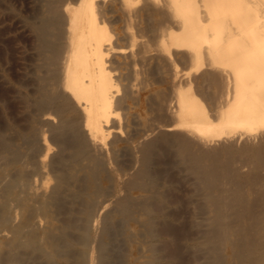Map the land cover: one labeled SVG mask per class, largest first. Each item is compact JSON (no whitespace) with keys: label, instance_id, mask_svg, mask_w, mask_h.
<instances>
[{"label":"rangeland","instance_id":"374dc122","mask_svg":"<svg viewBox=\"0 0 264 264\" xmlns=\"http://www.w3.org/2000/svg\"><path fill=\"white\" fill-rule=\"evenodd\" d=\"M40 1H42V2H40ZM43 1L46 2V0H36V1L35 0H0V158H1V160H0V177L2 175L6 176L5 179L3 180V184L1 183L2 185H0V230L6 231L8 229V231H6V232H9V231H11V229H14V230H12L13 232H15L17 230L19 232H21L20 233L21 237H20V240L18 241V244H19L18 247L19 248H15L13 246L14 242H12V241H14L15 237H13L12 234L9 233L10 237L8 236V238L7 237H4V238L1 237L4 240H1V238H0V244H1L0 245V253L2 252L0 254V258L1 259L4 258L2 260L0 259V264H10L11 258H13L12 256L13 255L16 256L17 254H19L16 257L17 261L19 260L17 262V264H23V263H25V264H37V263L40 264V261H41V264L42 263L47 264L48 262H50L48 264H56V263L57 264H62V263L63 264H85L84 261L86 259V255H87L88 251H90V246H91L90 244H92V242H94V245H93L94 251H98V252H94L95 261H96L95 264H101V263L102 264H104V263L105 264L106 263L107 264H112V263H114V264H149V263H151V264H220V263L221 264H245V262H246V264H264V205L262 202V201H264V199L262 198V197H264V194L262 192V191H264V188L262 187L264 184V181H263L264 180L263 179L264 173L260 172V170H262V168L256 170L252 164H247L251 167V168L249 167V169H248L247 165H243V164L239 165V170H240V168H241V170H240V173H239L240 175L238 178L240 179L243 176L245 178V180H244V178L243 179L241 178L240 180L237 179L238 183L242 182L241 183L242 185L239 183V185H241V186H239L240 187L239 190L241 193L243 192L242 193L243 195L241 194L242 196L238 197L240 200H238L237 197H235V198L229 197L232 199L228 198L227 202H225L226 199L222 202V204H225V205L227 203L228 204L227 206L231 205L232 212L229 211L230 213L228 214L227 208H229L231 210V207L230 206L226 207L225 205H222V207L225 209V213H224V217H223L225 220H223V221H226L227 224L225 222H223V223L228 225V226L231 224L230 227L228 228L231 231L228 230L226 232L227 236L225 234L228 242L227 241L224 243L220 242V245H219V243H217V241H215V240H217L216 237L213 238L214 241H212L213 239L211 241L208 240V238L209 239L211 238L209 236H211L212 233L213 234L215 233V229H214L215 225L213 222L215 219H213V218H215V216H216L215 214H217L216 208L213 205H210L211 204V202L209 203L210 200H207V198L205 196H203L204 192L206 190L205 180L203 181V180L199 179L197 177V174L194 171H191V170H193L191 167V164L188 163L190 166L187 164V162L185 164V160H183L179 155V151H178L179 146H178V143L176 142L177 141L176 133L178 135L179 130L169 132L166 140L161 139L162 140L161 144L160 143L158 144L160 147L156 146L153 149L152 153H154V154H152L153 156L151 155V161H150L149 166L147 167L148 168L147 169V171H148L147 172V174H148L147 179H149V180H147V184L145 185V187L144 188L142 187V189H141L140 186H135L133 184L130 185L132 182L131 180H133L135 177L134 174L135 173L137 174V172L140 171V169H139V168H141L140 166H142V156L140 154L141 152H139V149L141 150L143 148V147L141 148L143 143L140 144V147L136 148L133 145V139H134L133 137L138 136L139 133L144 130L142 128H148L149 124L151 126L152 124H155V123L156 124L157 123H160V124L161 123H164V124L165 123H172L176 120V118L173 117L176 115H173V113H172V114H170V116H171L170 117L168 114L169 99L174 97V95H173L174 93L176 96L174 84L172 83L173 81H171L172 80L171 77H172L173 72H174V69L171 68V66H173V65L170 64V62H168L169 63L168 64L167 62H165L163 60L158 62L159 58L157 59V55L159 56V54L155 53L156 57L153 54L155 52L154 49L157 47V44L152 43V42L156 41V39H157V36H155L156 28H157V21L152 17L149 18L148 15L147 16L142 15V12H143L142 9L144 7L143 6V4H144L143 0H133L131 3H129L128 8L132 12V14L135 12L134 15H138V16L133 17L134 20H128L127 18L124 19V17H126V12H125L126 9L119 6L121 9H123V10H121L117 5L111 4V2H108V1H105L104 4H107V2H108L110 5L107 4L108 5L107 6V5L103 4L104 5L103 6L101 4L98 7L99 10L97 9V12L101 13L100 9L103 7L102 14H105L106 17L100 13H98L97 17H99V19H103L105 21V27L108 26L107 29L109 30L110 34L113 36V41L117 45L119 44V47H122L124 49L126 48L124 53H125V55L126 54L128 55V56L127 55L124 56L123 55L124 53H122V54H118V53L113 54L112 53V55L111 54L107 55V58H106L107 61L109 60L107 63L108 68L112 65V67H110L109 69L112 68L111 72L112 71L113 72L111 75L113 77L114 82L116 81V83H117V85L115 83L116 86L114 89H116V91L120 90V91H117L118 92L117 94H119V95H117L115 93L117 96L115 98L118 99V100L117 99L116 100L118 102L120 101L116 105V107H118V108L115 111H116V114L121 117V119L120 118L118 119V116L115 114V118L117 117L115 120L120 123L119 125L121 127V131H120V134L114 133V134H112L113 136H111L110 141L111 142L114 141L113 143H111L114 147L110 146L108 156H104V157L97 156L96 153H93V151H91L92 155L94 154L95 156H92V162H90L89 164L92 165L93 167L90 166L91 170L89 169L90 170L89 173H88L89 170L87 171L86 168L84 169V171L83 170L80 171V172L83 171L82 175L84 176V178H82V179L85 181H83V186H82V190L83 189L84 190L81 192V188H80V192L77 195L78 197L76 196L74 198L73 197L71 198V196L65 197V195H64L62 197H59V199H58V197L54 198V197H52V194L54 193V189H52L50 192L51 195L50 194L47 195L45 197L46 200L45 199L42 200L41 204H39L38 202H32V203H34L33 207L35 206V204H36V206L39 207L38 208L39 211L36 208V206H35L36 209H34L32 207V205H30L31 204V202H30V204H27L28 207L30 206L29 207L30 211L26 210L27 209V206H26L25 210L27 212L23 210V214L21 216L22 218L19 217V219L16 221L17 223L16 222L12 223L10 218H5V217L9 216V213L7 214L8 211L5 209V208H7L5 201L7 200L6 197L8 198V195L11 192V190L14 188V189H16V191H18L21 198H24V197L27 198L28 194H26V192L24 191L23 185H24V183L28 182V179L31 178V176H32L31 172L32 171L34 173L35 172L37 173L39 171V166L36 164L38 162L37 161L38 160L37 155L40 153L41 148H42L41 147L42 142H41L40 138L42 136L43 129L46 132L47 137L48 138L52 137L54 139V141H56V142L59 141L62 137H64L63 126H58V125H60L59 123H57L58 127L55 126L56 122L43 124L40 121V118H39L40 116L38 114L39 110L41 109L40 107L43 108V106L46 104L45 102H43V98H44V101L47 99L45 92L48 95V91H46V89L48 87V84H47V81L49 80L48 78H50L49 76H47V75H49V73L46 74V72H48V70L41 72L42 69L44 70V68L41 67V65L43 64V62H42L43 58L46 56V53L48 54V53L52 52V50L54 49L53 47H55L56 45L59 44L58 41H60V39H57V38L60 37L61 41L63 43H64V41H66L63 37V33H65L66 27H67L66 19L65 18L63 19L59 13L52 12L53 13L52 14L51 11H48V8H46L47 6H46V4H44ZM41 5H42V7L43 6H45V7L42 8ZM109 6H111V11L105 12L106 8ZM41 10L46 11V12L43 13ZM119 10H120V12L123 11L124 16H123L122 12L121 13L119 12ZM50 13L52 14L53 18H55V19H53L51 15L49 16ZM143 14H145V13L143 12ZM48 17H49V19H48ZM106 18L110 19V21L107 20ZM56 20H58V21H56ZM60 21H62V23H58ZM37 22H38V24H37ZM124 22H126V23H124ZM106 23H108V24H106ZM54 24H55V27L60 26L59 27L60 29L57 28L58 30H56L54 27ZM136 24L138 25V27ZM152 24H154V26ZM130 25H131L132 29L130 28ZM145 25L146 26L149 25V26L146 27ZM155 25H156V28H155ZM133 26H134V28H133ZM120 30H122V31L120 32ZM41 31H43V32H41ZM58 31H59L60 35H58ZM112 31H114V32H112ZM124 31L127 33L124 34L125 33ZM147 31L148 32L153 31V33L149 32V33H151L149 35ZM128 32L133 34V36H132V34H130V35L134 39H131L132 37L129 36ZM143 32H145V33H143ZM61 33H62V35H61ZM152 34H153V36H152ZM48 36L50 38H47ZM64 36H65V34H64ZM154 36L156 38L155 40L153 38ZM62 37L64 40L62 39ZM126 37L128 38V41H127ZM141 37H144V38H141ZM53 38H54V40H53ZM43 39H46V41H45L46 43H44ZM141 39L144 43L141 41ZM47 40L52 41L51 44H50V42L48 44L50 46V50H48L49 46H47V43H48ZM136 40H138V41H136ZM151 40H153V41L150 42ZM54 41L56 44L53 43ZM139 41H140V43H139ZM145 41H148L149 46H146L147 42H145ZM134 43L135 44L138 43V44L135 45ZM151 43L156 47H154V46L150 47L152 45ZM156 43H157V41H156ZM52 44L54 45L53 47L51 46ZM144 47L147 48L146 51H145L146 48L144 50H142ZM153 47H154V49H153ZM148 49L153 50L152 53H151V51L148 52ZM46 50H48V52ZM141 50L143 51V53H145V52H147V53L143 54ZM39 52H41L43 54H41ZM136 52H138V53H136ZM129 53H131V54H129ZM133 53H134L135 57L132 58L130 56H133ZM139 53H141V54H139ZM148 53H150L151 55L153 54V55L151 56ZM38 54H39V56H38ZM115 54H116V56H115ZM135 54H137V55H135ZM180 54L181 53H179L178 58H176L177 62H178V67H179V68L178 67L177 68H178V70L179 69L182 70L180 73L187 72V76L186 75L183 76V81L181 82V85L184 87V89L187 88L191 92L194 91V95L197 98V100L199 101V103L203 107H205L207 110H211L212 105L215 106L214 102L216 99V95H217L216 93L217 92L215 90V86L211 85L208 80H205L204 77H202L203 74L209 72L210 70L207 69L208 71L207 70L205 71V69H204V71L201 70L202 72L201 71L196 72L197 74L194 71L188 73V68H189L188 66L190 65L189 59H188V57H184V58L180 57ZM33 56H34V59H33ZM137 56H139V57H137ZM140 56H144V57H140ZM36 57H39V58L41 57L40 61L42 64L40 63V61L36 60L37 59ZM118 57H120V58L115 59ZM129 57H130V60H132V61H130L128 59ZM148 57H150V60ZM151 58H153V59H151ZM127 59H128V61H127ZM134 59H135V61H134ZM117 60L119 61L118 63H117ZM122 60L123 61L125 60V61L123 62ZM129 61L132 62L130 64L133 66L126 64V63H129ZM162 61L164 62V65H163V63H161ZM156 62H157L158 66L155 65ZM119 63H121V65ZM133 63H135V65ZM137 63H139V64H137ZM160 63H161V65H160ZM165 63H167V65H165ZM180 63H182V64H180ZM184 63H185V65H184ZM144 66H146V67H144ZM167 66H169V67H167ZM141 67H144V68H141ZM156 67H158V68H156ZM140 69H141V71L139 72ZM37 71H40V72H38L40 74H37ZM212 71H214V69H211L210 72H212ZM31 73H33V74H31ZM190 73H191V76L189 75ZM164 75L165 76L167 75V76L164 77ZM189 76H190V79H189ZM143 78H145V79H143ZM43 79H44V81H43ZM131 80H133V81L135 80L136 82L135 81L134 82L136 83V85H132ZM39 81H43V82H39ZM188 82H190L191 84H189ZM41 83H44L43 87L41 86L42 88H40ZM183 83H184V85H183ZM127 84L129 87L128 90L126 89ZM139 84H140V86H139ZM44 85H46V86H44ZM168 86H169V88H167ZM36 87H38V88H36ZM118 87H120V88H118ZM124 88H125V90H124ZM39 90H41V91H39ZM36 91L38 94L36 93ZM42 92H44L43 93L44 96L42 95L43 97L40 96L41 95L40 93H42ZM33 93H35V95H33ZM126 97H128L129 99ZM212 97H213V99H212ZM41 98H42V100H41ZM36 100L38 102V105H37ZM174 101H175V97H174ZM32 105H33V107H32ZM122 105H123V107H122ZM173 105L175 106V104H173ZM166 107H167V109H166ZM32 108H34V109H32ZM118 109H119L121 115L119 114ZM175 109H176V106H175ZM36 114H38V115H36ZM134 115H135V118H134ZM172 118L173 119L175 118V119L173 120ZM119 120H121V122ZM147 124H148V126H147ZM38 125H40V126H38ZM46 125H47V127H46ZM138 130H140V132ZM39 131H41V132H39ZM61 131H63V132H61ZM180 132H181V130H180ZM172 133H174V134H172ZM114 136H116V137H114ZM66 137H68V139H70V141H71L70 145H72L74 142H78L76 136L75 135L73 136L68 131H66ZM112 137L115 138V140H113ZM74 138L76 139V141H74ZM172 138H175V139H172ZM81 140L82 139H80L79 142ZM125 140H126V142H125ZM245 142H246L245 140H240L238 142V144L243 145V143H245ZM214 144H213V146H211L212 148H214V147L219 148L220 147L219 145H221L220 142H218L219 145L217 143L215 145ZM237 146L239 147V145H237ZM121 148H124V149H121ZM69 152L74 154L76 152L75 147H73V148L71 147ZM262 154L264 156V149L262 151ZM31 155H32V157H31ZM237 155H239L238 157L240 159L239 158L238 159L240 160L239 163H241V160L243 159L242 155H240V154H237ZM133 156H134V158H133ZM178 157H180V158H178ZM33 158H35L36 160ZM59 158H61V155L56 154L55 160L57 161ZM93 158H95V159L93 160ZM103 158H104V160H103ZM32 159H33V161H32ZM116 159H117V161H116ZM133 159H136L137 161L136 160L134 161ZM236 159H237V156H236ZM98 163H99V165L97 166ZM135 163H138V164H135ZM12 164H14V165L12 166ZM184 165H186V166H184ZM132 166L135 168H132ZM240 166H242V167H240ZM33 167H35V168H33ZM90 167L88 165L87 168H90ZM93 168H94V170H92ZM9 170H11V171H9ZM36 170H38V171H36ZM6 171H8V172H6ZM91 171H93V172H91ZM242 171H243V173H241ZM251 171H252V173H250ZM64 172H65L64 170L61 171V173H64ZM192 172H194V173H192ZM257 172L260 176L262 175L263 177L261 176V179L256 181V182L252 181V177H250V176H253ZM263 172H264V170H263ZM5 173L8 175H6ZM15 173H16V175H15ZM129 173L132 174L131 175L132 177H130ZM192 174L193 175L195 174V175L193 176ZM251 174H253V175H251ZM20 175H22V176H20ZM92 175L95 177V179ZM12 176L13 177L16 176V177L11 178ZM17 177L19 179H17ZM15 178L17 180H19L18 185H17V180ZM246 178H248V181L246 180ZM26 180H27V182H26ZM21 181H23L24 183ZM89 182H90V184L88 185ZM54 183L55 182L52 181V186H54L53 188L58 187V189L56 191L64 189L65 184H63V185L61 184V186H60V185H57V183H55V184ZM93 183H94V185H93ZM201 183H203V184H201ZM251 183H253V184H251ZM261 183H262V185H261ZM15 184H16V186H15ZM19 186H21L20 187L21 189L18 188ZM250 186H252V187H250ZM4 187L7 189V191H5L7 194H5V192H4V190H6ZM90 187H92V188H90ZM247 187H249V188H247ZM86 189H87V191H86ZM21 190L23 192H21ZM259 190H260V192H259ZM90 191H92V192H90ZM248 191H249V194L247 193ZM137 192L139 195L141 193V195L139 196L137 194ZM159 193H160L161 197L163 196V199L161 197H159ZM244 193H245V196H244ZM84 194H86V195L84 196ZM143 195H145V196H143ZM259 195H261L262 197ZM50 196L53 198V200H52V198L51 199L49 198V200L47 199ZM133 196L134 197L136 196V197L134 198ZM149 196H152L151 199L153 201L149 199V201H150L149 203L151 204L150 206L153 205L152 206L153 209L150 208V206H149L148 211L150 210V212L147 213V212L143 211L142 206L145 204V203H143V200H147L146 197L148 198ZM243 196L246 198H244ZM2 197H4L5 199L3 200ZM100 197H101V199H100ZM155 197L157 199H155ZM241 197H243V198H241ZM21 198L19 199V201L23 202L24 200H22ZM96 198L99 200H97ZM127 198H129V199H127ZM140 198L142 200H140ZM102 199H103V201H107L108 205L98 215L99 216L98 221H97V224H98L97 227L98 228H96L97 229L96 230V229L92 228V224L90 222V219H91V215L94 213V211L100 206ZM235 199L238 201L235 202ZM58 200L61 202V204ZM70 200H71V202H70ZM80 200L83 202H80ZM124 200L125 201L128 200V201L126 203H124ZM130 200H132V201H130ZM133 201L135 203H133ZM141 201H142V203H141ZM258 201L259 202L261 201V202L259 203ZM44 202H45L46 206L43 205ZM46 202H47V204H46ZM54 202L58 203V204H54ZM119 202H120V204H119ZM128 202L129 203L132 202V203L129 204ZM137 202H139V203H137ZM144 202H146V201H144ZM203 202L205 203V205ZM73 203H74V205H73ZM242 203H243V205H242ZM256 203H259L260 205L259 204L256 205ZM126 204H128L130 206H128ZM244 204H246V205H244ZM40 205H42V206H40ZM92 205L94 208L92 207ZM120 205L122 206L121 208H120ZM207 205H209L210 208ZM47 206H48V208H47ZM163 206H165V207H163ZM211 206H213L212 207L213 210L215 208V210H214L215 212L213 210H211ZM49 207H52V208H49ZM59 207H61V209ZM69 207H70V209H69ZM251 207H253V208H251ZM2 208H4V210ZM42 208H45L46 211L44 212V210ZM157 209H158V211H157ZM35 210H37L38 212L41 211L43 213L42 215L45 214L46 216L45 215L44 216L47 218V220L50 221L52 219L50 223L54 224L56 227H58L57 229H59L60 231H61V227H62V229L65 227V229L68 230L67 231V230L63 229V231H62L63 233L62 232L60 233L59 230H57V229L55 230V233L57 234L58 237L61 236V237L65 238V236H66L67 239L66 238L65 239L67 241L65 242L66 245H64L66 247L62 246V248H61V246H60V248L57 250V252L52 253L53 259H52V257L48 258L46 255L45 256L42 255V249L47 248V250L49 251L48 248H50L49 244L47 247L45 245V244H47V242H45L46 239L45 240L43 239V241H40L39 239L36 238L37 239L36 240L34 238L33 241L35 243L33 241L32 242L30 241L31 243L29 242L31 237L28 235L33 236L34 234H36L35 236L40 235L38 237L43 236V234L41 235V232L38 231L40 229L36 230V227H34V226H30V227L26 226V223L31 221V220H29V218L31 219V216L33 215V213L36 212ZM47 210L50 211V214H48L49 212ZM68 210H70V211H68ZM240 210H241V212H240ZM66 211H67V213H66ZM159 211H161L163 213H161ZM201 211H202V213H201ZM207 211L209 214L207 213ZM212 211L214 213H212ZM28 212H30V213H28ZM126 212H128L129 214H127ZM132 212L134 214H132ZM61 213H63V214H61ZM136 213H137V215H136ZM27 214L29 216H27ZM49 215H51V216H49ZM212 216H214V217H212ZM77 217H79V218L77 219ZM85 217H87V219ZM156 217H158V218H156ZM53 218H55V219H53ZM57 218H59L60 223L63 222V223H61V225L57 221L58 220ZM148 218H150V221ZM154 218H155L156 222L153 220ZM210 218H212V219H210ZM69 219H71V220H69ZM146 220L149 223L144 222ZM7 221L9 224L7 223ZM75 222L78 223V224H76V227L73 225V224H75ZM165 222H166V224H165ZM210 222L211 223L213 222L211 224L212 227L209 224ZM247 223H249V224H247ZM133 224H135V225H133ZM148 224H150V225L148 226ZM139 226H141V227L139 228ZM150 226H154L155 228L152 229L153 227H150ZM77 227H78V229H77ZM109 227H111V228H109ZM168 227L170 228V230L172 232L169 231ZM137 228H138V230H136ZM212 228L214 229V232L212 231ZM237 228H238V230H237ZM29 229L31 230V232H33L32 234H31V232L29 233V231H30ZM166 229H168V232L169 233L171 232V233L170 234L167 233ZM163 230H165L166 233ZM22 232L25 234H23ZM71 232H72V234H71ZM144 232H145V234H144ZM159 232H161V233H159ZM59 233L61 234L60 236H59ZM95 233H96V235H95ZM68 234H70V237ZM150 234L152 236H150ZM138 235L139 236L143 235V236L139 237ZM204 235L207 237H205ZM26 236H28V237H26ZM250 236L252 238H250ZM74 237L76 239H74ZM126 237H127V239H126ZM151 237H153V238H151ZM139 238H141V239H139ZM204 238H206V239H204ZM8 239H10V240H8ZM104 239H106V240H104ZM81 240H82V242H81ZM171 240H172V242H171ZM204 240H205V242H204ZM232 240L236 244L235 243L232 244L233 243ZM5 241H7V242H5ZM236 241L239 243H237ZM43 242H45V243L40 246V243L42 244ZM150 242H152V243H150ZM215 242L219 246L215 245L214 244ZM240 242H241L242 246H241ZM10 243H12V244H10ZM23 243H25V244H23ZM209 243H210V245H209ZM36 244L38 245V247L40 246L39 249L35 247V246H37ZM69 244H70V246H69ZM151 244H152V246H151ZM221 244H223V245L221 246ZM5 245L7 248L5 247ZM32 245H35V246L32 247ZM249 245L251 246V248ZM28 246H29V249H28ZM44 246H45V248H44ZM105 246L108 248H106ZM216 246H218L217 249H216ZM11 247H12V250L10 249ZM63 247H64V249L65 248L66 249L64 250ZM67 247H69V248H67ZM73 247H75V249ZM98 247L99 248L104 247V248L99 249ZM237 247H238V249H237ZM244 247H246V248H244ZM20 248H21V250H20ZM30 248H31V250H30ZM105 248H106V250H103ZM240 248H241V250H240ZM13 249H16L15 251L17 253L14 252V254H13ZM68 249L70 251H69V254L66 255L65 251ZM150 249H152V250H150ZM38 250H40V251L38 252V255H37L36 251H38ZM100 250H102V251H100ZM230 250L233 252H231ZM236 250H238L237 251L238 254H237ZM251 250H253V251L251 252ZM11 251H12V253H11ZM73 251H74V253H73ZM4 252L7 254L9 253L8 254L9 256L7 254H6L7 255L6 256ZM29 252H30V254H29ZM82 252H84V254ZM85 252H86V254H85ZM148 252H150V253L152 252V253L148 254ZM101 253L102 254L104 253L105 255H102ZM129 253H131V254H129ZM247 253L249 254V256ZM21 254H22V257H21ZM39 254L42 257H40ZM80 255H81V258H79ZM145 255H148V256L145 257ZM149 255L151 258L149 257ZM244 255L248 258H246ZM27 256H28V258L30 257L29 258L30 260L27 258ZM76 256L78 257V259L76 258ZM96 257H97V259H96ZM154 257H156V258H154ZM45 258L47 260H45ZM67 258L70 260H68ZM38 259H39V261H38ZM145 259L147 261H145ZM241 259L242 260L244 259L243 260L244 263L242 262ZM7 260H9V261H7ZM43 260L46 261L47 263L43 262ZM106 260H108L110 263L107 262ZM137 260H139V261H137ZM77 261H79V263ZM225 261H226V263H225ZM238 261H241V262H238ZM21 262H23V263H21Z\"/></svg>","mask_w":264,"mask_h":264},{"label":"bare ground","instance_id":"6f19581e","mask_svg":"<svg viewBox=\"0 0 264 264\" xmlns=\"http://www.w3.org/2000/svg\"><path fill=\"white\" fill-rule=\"evenodd\" d=\"M105 1L111 2V4H115L118 7L121 6L122 8H125L126 9V11H125L126 17H124V19L127 18L128 20H134L133 17L138 16V15H134L135 12L132 14L130 9L128 8L129 3H131L133 0H46V2L43 1L44 4H46V6H47L46 8H48V11H51V13L52 12L59 13L63 19L64 18L66 19L67 27H66L65 33H63V37L66 41H64V43H63L61 41L60 37L57 38V39H60V41H58L59 44L56 45L55 47H53L54 46L53 44L51 45L54 49L52 50V52L48 53L49 55L46 53V56L43 58V61H42L43 64L40 61L41 57L40 58L36 57L37 58L36 60L40 61V63L42 64L41 67L44 68V70L40 69L41 72L48 70V72H46V74L49 73V75H47V76L50 77V78H48L49 80L47 81V84H48L47 89L48 90L46 89V91H48V95L44 91L47 99L44 101V98H43V102H45L46 104L43 106V108L40 107L41 108L40 110L37 108L39 110L38 114L40 116V117L39 116L38 117L40 118V121L43 124L56 122L55 126H57V123L60 124L58 126H63L64 132L63 131H61V132H63L64 137H62L59 141L56 142V141H54V139L52 137L48 138L46 135V132L43 129L42 136H41V138L39 137L41 139V142H42L41 143L42 148L40 147L41 151L37 155V158H38L37 161L38 162L36 161L37 162L36 165L39 166V171L36 170V171H38L37 173L36 172L34 173L32 171L33 173L31 172V174H32L31 178L29 177L30 179H28V182L26 180L27 183H24L23 181H21L24 183V185H23L24 191L29 196L27 195V198L26 197L21 198L18 191H16V189L13 188L12 190L10 189L11 192L9 193L8 198L6 197L7 200L5 202H6L7 208H5V209L8 211L7 214L9 213V216L5 217V218H10L12 223H15L19 219V217L22 216L23 210L24 211H26V210L30 211V209H29L30 206L28 207L27 204H30V202H31L30 205H32V207L34 204L32 202H38L39 204H41L42 203L41 201L44 200L47 195H49V194L51 195L50 192L52 189H54V193L52 194V197H54V198L58 197V199H59V197H62L64 195H65V197L66 196H71V198L76 197L80 192V188H81V192L84 190V189L82 190L83 181H85L82 179V178H84V176L82 175L84 169L86 168V170L88 171L89 169L91 170V167H93L92 165L89 164L90 162H92V156H95L94 154L92 155L91 151H93V153H96L97 156H100V157L101 156L102 157L108 156L110 146L114 147L111 144L114 141L113 142L110 141L111 136H113L112 134H114V133L120 134V131H121V127L119 125L120 123L115 120L117 118V117L115 118V114H116L115 110H117V108H118V107H116V105L120 102V101L118 102L117 101L118 99L115 97H117L116 96V94L118 93L117 91H120V90L116 91V89H114L115 86L117 85V83H116V81L114 82L113 77L111 75L113 72V71L111 72L112 68L109 69L110 67H112V65L108 68L107 63L109 60L107 61L106 58H107V55H110V54L112 55V53L113 54L114 53L122 54L125 52L126 48L124 49L122 47H119V44L117 45L113 41V36L110 34L109 30L107 29L108 26L105 27V21L103 19H99V17H97L98 13H100V12H97V9L101 4L103 5ZM40 2H42V1H40ZM108 2H107V4H109ZM143 3H144L143 4L144 7H143L142 11L145 14H143V12H142V15H145V16L148 15L149 18L152 17L157 21V28L155 25L156 34L154 33L155 36H157V39L155 38V36L153 37L154 40L156 39L157 43H156V41L152 42L153 40L150 41L153 44L154 43L157 44V47H156L151 43L152 45L150 47H152V46L156 47L155 49L153 47V49L155 51L153 54H154V56H155V53L159 54V56L156 54L157 59L159 58L158 62L163 60L167 63L170 62V64H172L174 66L173 67L170 65L171 68L174 69L173 75L171 77L172 78L171 81H173L172 83L174 84L176 96L174 93L173 95L175 97V101H174V97L169 99L168 114H169V116L172 113H173V115H176V116H173L176 118V120L172 123H165V124L164 123H161V124L155 123V124H152L151 126L149 124L148 128H142V129H144L142 132H140V130H138L140 132L139 135L136 137H133L134 138L133 139V145L136 148L140 147V144L143 143V145L141 146V148L142 147L143 148L141 150L139 149V152H141L140 154L142 156V166H140L141 168H139L140 171L137 172V174L135 173L136 175L134 174L135 177L133 180H131L132 182L130 185L133 184L135 186H140L141 189H142V187L143 188L145 187V185L147 184V180H149V179H147V175H148L147 174V172H148L147 167L150 164L151 155L154 154V153H152L153 149L156 146L160 147L158 144L159 143L161 144V141H162L161 139H164V140L167 139L169 132L179 130L178 135L176 133L177 137L175 136L177 138L176 142L178 143V146H179V148H178L179 155L183 160H185V164H186V162H187V164L188 163L191 164V167L193 169L191 171H194L197 174V177L199 179H201L203 181L205 180L206 184L205 183L204 184H205V188L207 191L205 190L203 196H205L207 198V200H210L209 201V203L211 202L210 205H213L216 208L217 214H215L216 216H215V218H213V219H215L213 221L214 225H215V228H214L215 229V233H214L215 235L212 233V235L209 236L211 238L210 239L208 238V240L211 241L213 238L216 237L217 240H215V241H217V243H219V245H220V242L224 243L227 241L226 232L228 230L231 231L230 229H228L231 224L228 226V225H226L227 224L226 221H223V220H225L223 218L224 213H225V209L222 207V205H225V204H222V202L225 199H226L225 202H227L228 201L227 199L229 197H233V198L237 197L238 198V197L243 195L242 194L243 192L241 193L239 190V188H240L239 186L242 185L241 184L242 182H239L241 185H239V183L237 182L238 181L237 179H239L238 177L240 175L239 173L241 170V168L239 170V165H241V164H243V165L252 164L256 170L262 168V170H260V172L264 173L263 172V170H264V159H263L264 156L262 154V151L264 149V0H143ZM107 4H104V5H107ZM42 5H41V7H42ZM43 7H45V6H43ZM102 9H103V7L100 9L101 10L100 14H102V12H103ZM121 10H123V9H121ZM110 11H111V6L107 7L105 10V12H110ZM42 12L44 13L46 11H42ZM119 12H120V10H119ZM121 12L123 14V11H121ZM51 13L49 14V16L50 15L52 16L53 13L52 14ZM102 15L105 16V14H102ZM123 16H124V14H123ZM52 18H53V16H52ZM48 19H49V17H48ZM53 19H55V18H53ZM107 20L110 21V19H107ZM56 21H58V20H56ZM58 23H62V21H60ZM124 23H126V22H124ZM37 24H38V22H37ZM106 24H108V23H106ZM152 25L154 26V24H152ZM148 26H146V27H148ZM54 27H55V24H54ZM59 27L60 26L55 27V29L58 30L57 28H59ZM137 27H138V25H137ZM130 28H131V25H130ZM133 28H134V26H133ZM121 31L122 30H120V32ZM41 32H43V31H41ZM112 32H114V31H112ZM149 32H151V31H149ZM149 32H148L149 35L151 33H153V31L151 33H149ZM126 33L127 32H125L124 34H126ZM128 33H129V36H131L130 34H132V33H130V32H128ZM143 33H145V32H143ZM64 34H65V36H64ZM58 35H60L59 31H58ZM61 35H62V33H61ZM132 36H133V34H132ZM152 36H153V34H152ZM63 37H62V39H63ZM47 38H50V37L48 36ZM141 38H144V37H141ZM131 39H134V38L132 37ZM43 40H44V43H46L45 42L46 39H43ZM53 40H54V38H53ZM127 41H128V38H127ZM136 41H138V40H136ZM141 41H142V39H141ZM47 42H48L47 46H49L48 45L49 42L51 44L52 41L47 40ZM145 42H147L146 46H149L148 41H145ZM53 43L56 44L55 41ZM139 43H140V41H139ZM136 44H138V43H136ZM48 48H49L48 50H50V46ZM145 48L146 47H144L142 50H144ZM48 50H46V51L48 52ZM146 50H147V48L145 49V51ZM150 51L152 53L153 50L148 49V52H150ZM39 53H41V52H39ZM136 53H138V52H136ZM142 53H143V51H142ZM145 53H147V52H145ZM145 53H143V54H145ZM179 53H181L180 57H182V58L188 57V59H189L190 65L188 66L189 67L188 73L192 72V71H194L196 73V72H200L201 70L204 71V69H205V71L207 69H209L210 71H211V69H214V71H212V72L209 71L205 74L202 73L203 74L202 77H204L205 80H208L211 85L215 86V90L217 92L216 93L214 91L217 95H216L215 102L213 101L215 103V104L213 103L215 106L212 105L211 110H207L205 107H203L199 103V101L197 100V98L194 95V91L191 92L187 88L184 89V87L181 85V82L183 81V76L184 75L187 76V72L184 71L185 73H180L182 70H180V69L178 70L179 67H178V62H177L176 58H178ZM41 54H43V53H41ZM129 54H131V53H129ZM139 54H141V53H139ZM148 54L151 55L150 53H148ZM123 55L126 56L127 54L125 55V53H124ZM135 55H137V54H135ZM38 56H39V54H38ZM115 56H116V54H115ZM120 57L115 58V59H119ZM130 57H132V58L135 57L134 53H133V56H130ZM130 57L128 58L129 60H130ZM137 57H139V56H137ZM140 57H144V56H140ZM148 58L150 60V57H148ZM33 59H34V56H33ZM128 59H127V61H128ZM151 59H153V58H151ZM130 61H132V60H130ZM130 61H129V63H126V64L131 65L130 63H132V62H130ZM134 61H135V59H134ZM163 61L161 63H163V65H164ZM118 62L119 61L117 60V63ZM161 63H160V65H161ZM167 63H165V65H167ZM182 63H180V64H182ZM119 64L121 65V63H119ZM133 64L135 65V63H133ZM137 64H139V63H137ZM155 65L158 66L157 62ZM184 65H185V63H184ZM131 66H133V65H131ZM144 67H146V66H144ZM144 67H141V68H144ZM167 67H169V66H167ZM156 68H158V67H156ZM140 71H141V69L139 70V72ZM38 72H40V71H37V74H40ZM31 74H33V73H31ZM189 75L191 76V73ZM166 76L164 75V77H166ZM190 76H189V79H190ZM143 79H145V78H143ZM43 81H44V79H43ZM43 81H39V82H43ZM131 81H132V85H136V83H135L136 81L135 82L133 80H131ZM190 82H188V83L191 84ZM115 83H116V85H115ZM41 84H40V88L43 87L44 83H41ZM183 85H184V83H183ZM44 86H46V85H44ZM139 86H140V84H139ZM36 88H38V87H36ZM118 88H120V87H118ZM128 88L129 87L127 84L126 89L128 90ZM167 88H169V86ZM124 90H125V88H124ZM39 91H41V90H39ZM44 92L40 93L41 94L40 96H42V95L44 96V94H43ZM36 93H37V91H36ZM33 95H35V93H33ZM117 95H119V94H117ZM126 98H128V97H126ZM212 99H213V97H212ZM41 100H42V98H41ZM36 102H37V100H36ZM173 104H175L176 109H175V106ZM37 105H38V102H37ZM32 107H33V105H32ZM122 107H123V105H122ZM32 109H34V108H32ZM166 109H167V107H166ZM118 112L120 114L119 109H118ZM38 114H36V115H38ZM117 116H118V119L119 118L121 119V117L119 115H117ZM134 118H135V115H134ZM119 121L121 122V120H119ZM38 126H40V125H38ZM147 126H148V124H147ZM46 127H47V125H46ZM180 130H181V132H180ZM66 131L70 132L73 136L75 135L78 142L80 139H82V140L79 143L74 142L72 145H70L71 141H70V139H68V137H66ZM39 132H41V131H39ZM172 134H174V133H172ZM114 137H116V136H114ZM112 139L115 140V138H113V137H112ZM172 139H175V138H172ZM240 140H245L246 142L243 143V145H241L242 141L240 142L241 144H238V142ZM74 141H76L75 138H74ZM125 142H126V140H125ZM218 142H220L221 145H219ZM214 143L215 144L217 143L220 147L219 148H217V147L212 148L211 146H213ZM237 145H239V147ZM71 147L72 148L75 147L76 152L74 154L69 152ZM121 149H124V148H121ZM56 154L61 155V158H59L60 160L59 159L57 161L55 160ZM237 154L242 155L243 159L241 160V163H239L240 158L238 157L239 155H237ZM235 155L237 156V159H236ZM31 157H32V155H31ZM180 157H178V158H180ZM133 158H134V156H133ZM33 159H35V158H33ZM33 159H32V161H33ZM94 159L95 158H93V160ZM136 159H133V160L135 161ZM0 160H1V158H0ZM103 160H104V158H103ZM116 161H117V159H116ZM135 164H138V163H135ZM13 165L14 164H12V166ZM88 165H89V167L90 166L91 167L87 168ZM98 165H99V163L97 164V166ZM184 166H186V165H184ZM247 166H248L247 168L249 169L250 166L249 165H247ZM240 167H242V166H240ZM33 168H35V167H33ZM132 168H135V167L132 166ZM62 170H64L65 172L61 173ZM81 170H83V171L80 172ZM90 170L88 171V173L90 172ZM92 170H94V168ZM9 171H11V170H9ZM6 172H8V171H6ZM91 172H93V171H91ZM194 172H192V173H194ZM258 172L255 173L254 175L251 174L253 176L249 175L250 177H252V181L256 182V181L261 179L262 175L260 176L258 174ZM241 173H243V171ZM250 173H252V171ZM6 175H8V174H6ZM15 175H16V173H15ZM22 175H20V176H22ZM131 175L132 174H130V177H132ZM5 177L6 176H3V175L0 177V185L3 184V180L5 179ZM14 177H16V176H14ZM14 177L12 176L11 178H14ZM241 178L243 179L244 176ZM17 179H19V178L17 177ZM94 179H95V177H94ZM244 180H245V178H244ZM246 180L248 181V178H246ZM18 181L19 180H17V185H18ZM52 181L57 183V185H60V186H61V184L62 185L65 184L64 189L62 188L63 190L56 191L58 189V187L53 188L54 186H52ZM89 184H90V182L88 183V185ZM201 184H203V183H201ZM251 184H253V183H251ZM93 185H94V183H93ZM261 185H262V183H261ZM15 186H16V184H15ZM20 187L21 186H19L18 188H20ZM250 187H252V186H250ZM262 187L264 188V184ZM90 188H92V187H90ZM247 188H249V187H247ZM5 191H7V189L4 190V192ZM86 191H87V189H86ZM92 191H90V192H92ZM21 192H23V191L21 190ZM259 192H260V190H259ZM262 192L264 194V191H262ZM245 193H244V196H245ZM247 193L249 194V191ZM5 194H7V193L5 192ZM86 194H84V196ZM137 194H138V192H137ZM140 195H141V193H140ZM143 196H145V195H143ZM259 196H261V195H259ZM19 197L24 201L20 202ZM52 197L50 196L47 199L49 200V198L51 199ZM151 197L152 196H149L148 198L146 197L147 200H143V203H145V204L142 206V208H143V211H145L147 213L150 212V210L148 211V209H149L148 207L151 205L149 203L150 202L149 199L152 200ZM159 197H161L160 193H159ZM243 197H241V198H243ZM2 198H3V200L5 199L4 197H2ZM161 198L163 199V196ZM244 198H246V197H244ZM262 198L264 199V197H262ZM100 199H101V197H100ZM127 199H129V198H127ZM155 199H157V198L155 197ZM229 199H232V198H229ZM52 200H53V198H52ZM97 200H99V199H97ZM140 200H142V199L140 198ZM238 200H240V199L238 198ZM238 200L235 199V202H237ZM127 201L124 200V203H126ZM130 201H132V200H130ZM144 201H146V202H144ZM70 202H71V200H70ZM80 202H83V201L80 200ZM262 202L264 205V201H262ZM131 203L132 202H130L129 204H131ZM133 203H135V202L133 201ZM137 203H139V202H137ZM141 203H142V201H141ZM259 203H256V205ZM46 204H47V202H46ZM54 204H58V203L54 202ZM60 204H61V202H60ZM119 204H120V202H119ZM43 205H45V202ZM73 205H74V203H73ZM107 205H108L107 201H103V199H102L100 206L95 211L93 210L94 213L91 215V219L89 218L90 222L92 224V228H94V229L98 228L97 227V225H98L97 221H98V217H99L98 215H99V213H101V211L103 209H105L107 207ZM126 205H128V204H126ZM204 205H205V203H204ZM227 205L228 204L226 203V205H225L226 207H229V206L231 207V205H229V206H227ZM242 205H243V203H242ZM244 205H246V204H244ZM26 206H27V209H26ZM35 206H36V204H35ZM35 206L33 207L34 209L39 208L38 206H36V208H35ZM40 206H42V205H40ZM128 206H130V205H128ZM152 206H150V208H152ZM207 206H209V205H207ZM213 206H211V210H213L212 209ZM52 207H49V208H52ZM92 207H93V205H92ZM121 207L122 206L120 205V208ZM163 207H165V206H163ZM47 208H48V206H47ZM59 208L61 209V207H59ZM209 208H210V206H209ZM215 208H214V210H215ZM251 208H253V207H251ZM2 209L4 210V208H2ZM42 209L44 210V212L46 211L45 208H42ZM69 209H70V207H69ZM227 209L226 210H227L228 214L230 212H232V207H231V210L229 208H227ZM35 211L36 212H34V213L32 212L33 215L31 216V219L29 218V220H31V221L27 222L26 226L27 227L34 226V227H36V230L40 229L38 231L41 232V235L43 234V236L38 237V236H40L38 234H37L38 236H35L36 234H34L33 236L28 235L31 237L29 242L30 241L32 242L34 240V238L35 239L37 238L40 241H43V239L44 240L46 239L45 242H47V244H45V245L47 247L49 244L50 248H48L49 249V251H48L47 248H45V246H44L45 249H42V255H44V256L46 255L48 258L52 257V259H53L52 253L57 252V250L60 248V246L62 248V246L66 245L65 242L67 241L66 240L67 238H66V236H65L66 239L64 237H61L60 233L63 231V229L64 230H67V229H65V227L62 229V227H61V231H60L59 229H57L58 227H56L54 224L50 223L52 219L50 221L47 220V218L45 217L46 216L45 214H44L45 215L44 216V215H42L43 213L41 211L38 212L39 209H38V211L37 210H35ZM68 211H70V210H68ZM157 211H158V209H157ZM213 211H212V213L215 212V211L214 212ZM48 212H49L48 214H50V211H48ZM159 212H161V211H159ZM163 212H161V213H163ZM240 212H241V210H240ZM28 213H30V212H28ZM66 213H67V211H66ZM126 213L129 214L128 212H126ZM201 213H202V211H201ZM207 213H208V211H207ZM61 214H63V213H61ZM132 214H134V213L132 212ZM136 215H137V213H136ZM27 216H29V215L27 214ZM49 216H51V215H49ZM212 217H214V216H212ZM78 218L79 217H77V219ZM85 218L87 219V217H85ZM156 218H158V217H156ZM53 219H55V218H53ZM57 219H58L57 221L59 222V218H57ZM71 219H69V220H71ZM148 219L150 221V218H148ZM210 219H212V218H210ZM153 220L155 221V218ZM144 222H148V221L146 220ZM223 222H225L226 224H224ZM7 223H8V221H7ZM61 223H63V222H61ZM61 223H60V225H61ZM212 223L211 222L209 223L210 226ZM76 224H78V223L75 222V224H73V225L76 227ZM165 224H166V222H165ZM247 224H249V223H247ZM133 225H135V224H133ZM149 225L150 224H148V226ZM141 226H139V228ZM150 227H153L152 229L155 228L154 226H150ZM109 228H111V227H109ZM56 229L59 230V232H60L59 236L60 237H58L57 234L55 233ZM77 229H78V227H77ZM168 229H169V231H171L169 227H168ZM168 229H166L167 233H169ZM214 229L212 228L213 232H214ZM12 230H14V229H11V231H9V232H6V231H8V229L6 231L0 230V238L1 237H3V238L7 237L8 238V236L10 234H12L13 237H15L14 241H12L13 239L11 240L12 242H14L13 246L15 248H19L18 247L19 246L18 241L20 240V237H21L20 233L21 232H19L18 230L13 232ZM136 230H138V228ZM237 230H238V228H237ZM163 231H165V230H163ZM166 231H165V233H166ZM30 232H31V230L29 231V233ZM32 233L33 232H31V234ZM159 233H161V232H159ZM23 234H25V233H23ZM71 234H72V232H71ZM144 234H145V232H144ZM225 234H226V236H225ZM68 235L70 237V234H68ZM95 235H96V233H95ZM28 236H26V237H28ZM141 236H143V235H141ZM141 236H139V237H141ZM150 236H152V235L150 234ZM205 237H207V236H205ZM151 238H153V237H151ZM250 238H252V237L250 236ZM74 239H76V238L74 237ZM126 239H127V237H126ZM139 239H141V238H139ZM204 239H206V238H204ZM1 240H4V239L1 238ZM8 240H10V239H8ZM104 240H106V239H104ZM212 241H214V239ZM5 242H7V241H5ZM45 242H43L42 244L40 243V246L43 245ZM81 242H82V240H81ZM171 242H172V240H171ZM204 242H205V240H204ZM150 243H152V242H150ZM234 243L235 242L233 241L232 244H234ZM237 243H239V242H237ZM10 244H12V243H10ZM23 244H25V243H23ZM214 244L218 245V244H216V242ZM240 244H241V242H240ZM38 245L37 246L32 245V247L35 246L36 248L39 249L40 246L38 247ZM90 245H91L90 251H88V253L86 255V259L84 258L85 264H95V262H96L94 252H98V251H94V246H93L94 242H92V244H90ZM209 245H210V243H209ZM222 245L223 244H221V246ZM69 246H70V244H69ZM151 246H152V244H151ZM218 246H216V249ZM241 246H242V244H241ZM5 247H6V245H5ZM64 247H66V246H64ZM64 247H63V249H64ZM31 248H30V250H31ZM67 248H69V247H67ZM73 248L75 249V247H73ZM102 248H104V247H102ZM106 248H108V247H106ZM106 248L103 250H106ZM244 248H246V247H244ZM250 248H251V246H250ZM10 249L12 250V247ZM28 249H29V246H28ZM152 249H150V250H152ZM237 249H238V247H237ZM15 250L16 249H13V254H14V252L17 253ZM20 250H21V248H20ZM240 250H241V248H240ZM39 251L40 250L36 251L37 255H38ZM69 251H70L69 249L65 251L66 255L69 254ZM100 251H102V250H100ZM237 251L238 250H236V252ZM252 251L253 250H251V252ZM231 252H233V251H231ZM11 253H12V251H11ZM73 253H74V251H73ZM82 253L84 254V252H82ZM149 253L150 252H148V254ZM6 254L7 253H5V255ZM29 254H30V252H29ZM85 254H86V252H85ZM129 254H131V253H129ZM237 254H238V252H237ZM18 255L19 254H17L16 256H14V255L12 256L13 258H11L10 264H17V262L19 260L17 261L16 257ZM102 255H105V254L103 253ZM39 256L42 257L40 254H39ZM147 256L148 255H145V257H147ZM248 256H249V254H248ZM21 257H22V254H21ZM149 257H150V255H149ZM27 258H28V256H27ZM76 258L78 259L77 256H76ZM79 258H81V255ZM154 258H156V257H154ZM246 258H248V257H246ZM2 259H4V258H2ZM96 259H97V257H96ZM45 260H47V259L45 258ZM68 260H70V259H68ZM243 260H242V262H243ZM7 261H9V260H7ZM38 261H39V259H38ZM106 261L109 262L108 260H106ZM137 261H139V260H137ZM145 261H147V260L145 259ZM43 262L47 263L44 260H43ZM77 262L79 263V261H77ZM238 262H241V261H238ZM21 263H23V262H21ZM48 263H50V262H48ZM225 263H226V261H225ZM23 264H25V263H23ZM40 264H41V261H40ZM112 264H114V263H112ZM149 264H151V263H149ZM245 264H246V262H245Z\"/></svg>","mask_w":264,"mask_h":264}]
</instances>
